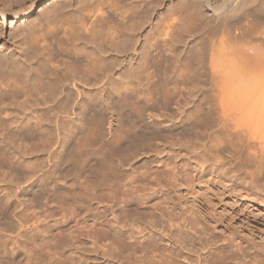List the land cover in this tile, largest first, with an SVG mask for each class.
<instances>
[{"label": "rangeland", "instance_id": "obj_1", "mask_svg": "<svg viewBox=\"0 0 264 264\" xmlns=\"http://www.w3.org/2000/svg\"><path fill=\"white\" fill-rule=\"evenodd\" d=\"M57 1L58 0H48L47 2L43 3L41 6L38 7V9L34 13H32V16L27 18L26 21H24V19L15 20L14 22H13V20H8V22H6V24H4V25L2 23H0V30H1L0 31V49H3L2 46H6V44L8 46H10V48L14 45L13 41L17 40L19 38V36L17 38L16 37L12 38L13 35H11V33L16 29L17 26H21L24 22H29L30 20L33 21V20L39 19L44 14L43 12H45V10L47 8H49L50 6H53V4H55ZM76 1L77 0H73L74 3ZM111 1H114V0H110V1L108 0L107 4L105 2V5H104V2L102 1V3H103L102 9L103 10H101V12H102L103 18L105 15L106 19L102 18L101 12H99V11H98L99 13L96 12L97 16L99 17V19H98L99 23L97 21L96 25L98 26V24H100L102 22L103 25L105 24L107 26V29H109L112 25L114 28L112 29V27H111L109 30H111V31L113 30V33H115V35L109 30L106 31L105 25H104V27H102L103 25L101 24V25H99L100 27H97V28H104L103 32L104 33L108 32L107 39L110 38L111 39L110 41H113L114 38H116V40L119 39L118 34H119L120 39H122L121 37L125 34L123 36V38L124 37L127 38L128 36L131 37L132 38L131 42H134V44L136 46L133 43L129 42L130 47L126 44V46H128V47L126 48V50L123 49V50H125V53L123 50H121L123 55L120 54V56L115 51H114L115 53L113 51L108 53V51H107L106 54H113V56L115 55L114 57H116V58L120 57V59L122 61L114 58L115 60H118V61H116L117 63L119 62L117 64V67H116L117 69L115 70V72H117V73L114 72L113 75L111 74L112 76L110 74H109L110 75L109 76L106 74V72H102L103 76L100 75L101 80L103 82L102 84H104V82H105V85L100 90L99 95L97 93L99 98L97 96L96 97L98 99L101 98L102 101H99L97 99L98 101L93 105L95 109H93L92 105H91L92 107L86 106L87 108L85 107V109H86L85 113H83V115H81L82 118L80 116V117L75 118L74 121H69V122H63L59 118H57L58 121L55 120L56 118L53 119L56 122L55 121L51 122V120H48V121L41 120L43 123L44 122L46 123V125H45L39 120H33L35 123L37 121V123H38V124L36 123L37 126H39V123H40L41 130H42V128L44 129V127H45V129L47 131L49 130V133H50V131L52 132L49 135L47 134L50 137V138H48V140H50V141L47 140V137L45 138L46 140L44 139V137L47 135H45L44 137L38 136V138L36 137L37 140H35V139L30 140L28 138L24 139L25 137L19 138L18 139V140H20V141H18L19 143L17 141L16 142L13 141V142H15V144L11 140L12 145H13V147H12L13 150L11 148L9 153H7L8 156L5 157L6 159H4L5 163H3L0 166V194L2 193L1 196H4V202L6 201L5 203H7V204H4L5 205L4 208L2 207L3 211H0V264H28V263L29 264H55V263L56 264H64V263L65 264H73V263L74 264H129V263L130 264H139V262H140V264H145L144 262L146 261V258L144 257L145 256L144 254L146 251L144 252V254L142 256L141 253L143 252V250L141 251L139 249L137 251L138 252L137 253L136 250H133V248H131V246L129 244L131 241L130 235L132 236V232L136 233V234L134 233L133 238L137 237V238H139L138 239L139 241H141L142 238L144 239L147 234H148L147 236H149L151 233H154V234L160 233L158 236V238L159 237L160 238L159 239L157 238V239L159 241L162 240L161 241L162 244H165V245L169 246L170 248H174V249H176V246H177L178 249H176V250L179 251L180 249H182V250H180V252L181 253L183 252V254L185 252H187V251H184V250H186L185 248H183L179 244H176L178 242H175L173 240V238L168 235L171 232V230L174 228L173 227L174 225L168 226L166 223V225L165 224L163 225L166 228H164L163 226H161L162 228L160 226L156 227V228L155 227L152 228V227L146 225V224L149 225L150 222H148L147 220H143L145 222L142 221L143 224H140L142 226V228L140 226L139 229L137 228L138 230L137 229L135 230L132 227V223L130 222V220H131L130 217L132 215L126 210V208L122 209L121 206H117V208L115 209L117 212L116 211H110L112 209H109L110 207H108V205H105L106 203L104 200H103L104 201L103 202L102 199H96V201L90 202V208L91 209L93 208L94 212H96L98 214L102 212V214H99V219H98V221L102 224H100L97 221L96 225H98V223H99V225L96 226L93 223V225L96 226V234H95V231H93V230H95V228L92 227V232H90L91 234L89 235L86 233V231L89 230L90 229L89 227H91V226H88V228H87V226L79 224L80 222L77 223V221H80L81 219H83L82 217L85 215V212H86L85 210L84 211H80V210L78 211L76 209L77 208L76 205L79 202H77L75 200L78 198L74 197L76 194L81 193L82 190H81V187H79L81 183L79 181H83V179H84L83 176H81V173L79 171L80 170L79 165H81L84 162V160H86V162H89L88 164L92 163L90 165H93L94 164L93 161H95L96 153L100 156L102 154L108 153L107 151L113 149V147L115 145L119 146V144H120L121 146H123L125 144L124 142H126L128 136L131 133H133L134 130L135 131L137 130L135 132L137 134H141V135L147 134L146 136H148V140L143 144L141 143L137 148L132 149L129 152L125 151L126 153H124L121 156L119 155L120 158L122 157V158L126 159V157L128 158L130 156L131 158L129 157V161H131V164L135 165V167H137V170L139 169L140 171L141 170L143 171L144 169L150 170V171L155 170V169L156 170H163L164 168H166L164 166L165 162H166V163H169L171 165L173 164V165H177L178 167L180 166L179 169L182 171L183 175L185 174L184 171H187V172H189V175H190L189 177L193 178L195 176L194 179H196V180H195L194 185H193L194 190H193V192H191L192 194L190 193V196H189L190 199L189 200H191V201H189V202L192 203L193 199H194V201L197 202L198 205H201L203 202H207V204L211 206V210L213 212L215 211L216 215L220 216L221 218L222 217L224 218L223 219L224 222L221 221L222 219L220 217H219V220H218V218H215V219H217V223L219 221H220L219 223H221L220 226H219V223L218 224L217 223L212 224V227H213L214 231L216 232V234H218L220 237H223V235H225V229H223V226H224L223 224H225V223H226L225 225H227L231 231L242 236L244 239H246V241L249 239L248 242H251L252 240H253L252 242L258 241L259 239L255 238V236L257 235V232H264V177H262V176H264V161H263L264 156L261 155V153H260L261 151H260V149H258L259 145H260L259 143L263 141L264 137L260 142L258 139L254 140L255 142L251 140L253 143L251 142V144L248 145L247 139L242 140V138H235L233 135H229L228 132L223 130V127H222L223 124L222 123L225 120L223 121V119H224L223 114L221 115L222 112L220 113V111H222L221 110L222 109L221 103H220V98H221L220 96L223 95L222 94L223 90H221V89H225V88L221 87V89H220V87L218 85H217L218 86L217 88L214 86H211L212 82H210V81L212 79L210 80V78H212L213 74H211L212 68L209 65L210 59H209L208 55L203 56V54H204L203 52L208 49V47L206 48V46L208 45L206 43V41H208V39H209L207 36V33L205 32L207 30V28L204 29L206 27V26L204 27V25H206V24H204V22H205V20L207 21L210 18H213L212 13L209 10H207L205 7H203V9H205L204 10L205 16H204V18H202L203 21H201L202 19L200 20L201 22L197 21L199 26H195V28H194L195 33L193 32L194 35L193 34L187 35V34H185L186 33L185 32V29H186L185 21H182V19L184 20V18H185V15H184L185 13L183 14L180 11H178V9H177V11L175 9V7H176L175 5H177L178 2H180V4L178 3L177 8L180 7L179 5H181V2H184L185 0H181V1L180 0H149L150 3L148 0H145V1L132 0V2H131V0L130 1L128 0V2H126V0H125L126 3L122 0V1H120V4H122V5L119 6V7L125 6L124 8L121 7L122 9L121 8L118 9L112 5L109 6L108 4H110ZM186 1H188V0H186ZM201 1L204 2V0H201ZM212 1L215 2V0H212ZM108 2H110V3H108ZM121 2H124V3H121ZM136 2H137V4H136ZM146 4H147V7L150 9H148L146 7ZM75 5H78V4H75ZM107 6H108L109 10H108ZM133 6H136V7H133ZM172 6L174 7V9H172V12H171L170 9L173 8ZM113 7H115V8H113ZM142 7H144V8H142ZM129 8H130V10H129ZM87 9L89 12V8H87ZM87 9L84 12H87ZM116 9H117V12L119 10L126 11V12H123L125 14L124 17L126 16V17L131 18L132 15H134L133 11H136V10L139 11V9H140L139 12L141 14H142V11L144 12L146 10V12L149 13L148 15L149 16L151 15V16L147 18L148 15H146L145 18H147L146 19L147 21L144 20L145 18L142 19L143 16L140 17L141 20H144V22L146 21L145 22L146 24L144 23L143 27L141 26L140 31L138 29V32H137V30H136V32H132V30L130 31L131 25L134 24L132 22H135V20L140 19L139 17L135 16L138 13L136 12V14L134 15L138 19L135 18V20H134V18H131L130 20L128 19L129 20L128 21L127 18H124L123 16H121V18H120V15L119 16L116 15V14L121 13L120 11H119V13H116ZM147 9H148V11H147ZM127 10H129V11H127ZM178 12H180L181 14ZM87 13H85L86 14L85 15L86 20H87V16L90 14V13H88V14ZM91 13H93V12H91ZM106 13H107V16L109 15L110 17L114 13H116V14H114L112 16V19H111L110 17L106 16ZM126 13H127V15H126ZM98 14H100L102 19H100V16ZM143 14L145 16L146 13L144 12ZM165 14H167V15H165ZM168 14H169V16H168ZM170 15L172 17H174V16H176V17L173 18V20H172V19H170V18H172V17H170ZM178 15L182 18L178 17ZM117 16L119 19L117 18ZM167 17H168V20H165ZM107 18H108V20L112 21L113 23L110 21L109 22L111 24L109 22H107ZM124 19H126L125 21H127V22H124L125 24L122 23V21H124ZM88 20H89V17H88ZM116 21L119 23H117ZM160 21H161V23L163 22V24H161ZM167 21H168V23H166ZM170 22L175 23L176 28L173 26L175 29L173 31V27H172V32L175 33L176 36L177 35L180 36V34H182V33L184 34V36H182L183 34L181 35L182 44H181V42H180V44H177V45H179L178 48L176 47L177 49L174 48L171 44H169L172 46V47L169 46L170 48L168 47V45L164 46L162 48L163 54H162V52L160 53L159 49H158L159 56H157L158 55L157 51H155L154 48H151L150 46L149 47L151 49L148 50L146 48L148 50L147 51L145 49L146 46L143 47L144 44L142 45V42L146 43V39H148V38H149V41L152 42L153 36L155 35L152 33H156L155 31H157L158 29L160 30V28L162 29V28L167 26L164 24H168V25L171 24V26H172L173 23H170ZM199 22L201 24H199ZM107 23H109L110 26L107 25ZM126 23L129 25H126ZM181 23H182V25H181ZM117 24L118 25L122 24L124 26L126 25L127 28H128V26H130V28H128L129 29L128 30L126 27L124 28V26H122V25L118 26ZM183 24H184V26H183ZM154 25L156 27H154ZM157 25H158V28H157ZM196 25H197V23H196ZM200 25H202L203 27L202 26L200 27ZM177 26L178 27L180 26L179 29ZM181 27H182V30L184 29L185 33L180 30ZM117 28H118V31L115 32V30H117ZM124 29H126L128 32L130 31V33H126V31L122 32ZM155 29H157V30H155ZM176 29H177V31H175ZM119 30H120V32H119ZM151 31H152V33H151ZM109 32H110V34H109ZM116 33H117V36H116ZM132 33H134V35L136 34L135 36L137 38H133L134 35ZM178 33H180V34H178ZM111 34H113V35H111ZM147 34L148 35L150 34V35L148 36ZM204 34H206V35H204ZM110 35L112 37H109ZM184 37H185V39H184ZM131 38H129V39H131ZM107 41H109V40H107ZM201 42L203 44L205 43L207 45H205V44L203 45ZM194 43L195 44L197 43V44L195 45ZM133 47H134V49H131ZM166 47H167V49H166ZM10 48H8V50H10ZM141 48H144V49L141 50ZM172 49L176 53H173L174 51ZM143 50L145 51V53H146V51L148 53H150L148 60L151 59L150 60L151 63H153V60H154L153 65L156 63L158 64L159 62L161 63L162 61L164 62V63L163 62L161 63L162 65L163 64H165V65L170 64L171 65V63H173V62L174 63L179 62L178 64L181 66L184 63L181 66V68L179 66V68L182 71L180 72V70L178 69L177 70L178 72L175 73V70H169V71L167 70V72L165 74V72H163V70L160 71V69H158V68L155 70H152L154 68H152V69L150 68L149 71L145 70L146 72L143 73V71H142L143 69L141 70L139 68L142 65V61L144 58L143 56L145 55L144 52H143L144 55H142ZM150 50H151V52H149ZM165 50H167V51H165ZM189 50L192 52V54L189 52ZM198 50H200L201 53ZM179 51H180V54H179ZM207 52H209V49L205 53H207ZM155 53H157V55ZM193 53H194V55H193ZM160 54H161V56H160ZM174 54H176V55H174ZM188 55H191L192 58L190 56L188 57ZM151 56H152V58H151ZM156 56H157V59H156ZM162 56L164 58H162V61H159L161 58L158 59V57H162ZM165 56H167L166 59H165ZM178 56H180V57H178ZM193 57L198 62L196 60H193ZM197 57L199 59H197ZM172 58H174V59H172ZM200 58H202V59H200ZM204 58L207 60V62H206V60L203 61ZM164 59H165V61H164ZM170 59H172V60H170ZM138 63H140V64H138ZM203 65H205V66H203ZM190 66H192V67H190ZM195 66H197V67H195ZM129 67L132 70H133V68H134V70H136L137 68H139V69H137L134 72L131 69H128ZM191 69H192V71H191ZM194 69H197V70H194ZM188 70H190V71H188ZM199 70H201V71H199ZM206 70H208V72ZM189 72H191V73L189 74ZM137 73H139V74H137ZM167 73H168V75H167ZM212 73H213V71H212ZM148 74H150V75H148ZM185 74L187 76H183ZM125 75L126 76L128 75V76L125 77ZM200 75H202V76H200ZM205 75H207V76H205ZM218 75L222 76L223 74H221V73L217 74V78L220 77V76L218 77ZM108 76L110 78L113 77L114 80L108 78ZM167 76H169L170 78ZM174 77L176 80L174 79ZM189 77H191V78H189ZM201 77H203L204 80ZM121 78L124 80H122ZM217 78H216V80H217ZM103 79H104V81H103ZM107 79L110 81H108ZM170 79H172V80H170ZM182 79H184L185 81ZM111 80L113 82H111ZM202 80H203V82H202ZM257 80L259 81V78H257ZM258 81L255 83L257 84ZM110 82H111V84H109ZM124 82L126 83V85ZM106 84H108V85L106 86ZM258 84H257L258 87H255L254 85L253 86H254V89L256 88L258 92L260 91L259 92L260 96H258L257 91L252 90L253 86L252 87L248 86L246 88L249 89V87H250L254 93L250 92L251 93V95H250L247 93L246 90H244V91H246L245 93H243L244 97H246V96L250 97L247 100L248 102L247 101H244V102L250 103V101L253 99V100H256L257 101L256 103H258V104L259 103L262 105L264 104L263 103L264 102V93H263V96H261L262 92H264L263 91L264 86L262 87V85H264V77H262L260 83H258ZM70 85H71L70 87L72 88L73 84L71 83ZM86 85H87L86 83L82 84V90H81L82 94L86 93L88 96H91V94H93V87H90L91 86L90 84H88L87 86ZM109 85H112V87L111 86L109 87ZM83 86H85V87H83ZM211 87H214L217 90H215L214 88H211ZM261 87H262V89H261ZM69 88H68V91H70L72 93L75 92L74 94H76V91H75L76 88H74L75 90H72L73 88L69 90ZM91 88H92V90H91ZM106 88L108 90H106ZM110 88H112V90L114 89V92L111 91ZM116 90H117V92H116ZM249 91L250 90H248V92ZM215 92H217V93H215ZM110 93H111V96H110ZM225 93L226 92L224 91V94ZM256 93H257L256 96H258L259 98H256L254 96ZM213 94L214 95L217 94L216 96H218V97L215 96V98H214ZM246 94H248V95H246ZM168 96H169V98H168ZM224 97H226V96H224ZM244 97H243V100H246L247 98L244 99ZM108 98H109V100H108ZM106 99H107V101H105ZM223 100H224V98H223ZM223 100H221V102H223ZM226 101H228V100H225L223 103L225 104ZM100 102H101V104H99ZM115 102H116V104H115ZM252 103H253V101H252ZM256 103H254V104H256ZM218 104H220V105L218 106ZM72 105L73 104H68V105H66L67 107L66 106L65 107H66V109L68 108L70 111L72 109H73L72 111H74V107ZM97 106H99L98 109H97ZM99 109L102 113L99 111ZM138 109H139V111H138ZM55 111H57V110H55ZM94 112H95V114H94ZM99 112L101 113V115ZM213 112H216V113H213ZM89 113H91V114H89ZM213 114L214 115L216 114V115L214 116ZM58 115H60V114H58ZM92 115H94V116L92 117ZM95 115H97V119H94ZM84 117H85V119H84ZM91 118L93 121H91ZM59 120L61 121V123ZM89 120L92 123H90ZM140 120H142V121H140ZM157 120L159 122H157ZM109 121L112 124H110ZM122 121H124V122H122ZM155 122L159 123V125H157V123H155ZM160 122H161V124H160ZM86 123H87V125H86ZM115 123L117 125L119 124L120 128ZM219 123L221 125H219ZM42 125H43V127H41ZM48 125H49V127H48ZM115 126H116V128H114ZM80 127H81V129L82 128L83 129L81 130ZM50 128H51V130H50ZM117 129H118V131H117ZM69 130H71L72 132L70 133ZM112 130L113 131L115 130L114 131L115 134L112 132ZM41 137L43 140L40 139ZM22 139H24L23 142L21 141ZM120 139H123V140H120ZM6 140L10 141L9 138ZM40 140H42V142L43 141L44 142L42 143ZM35 141H37V145H35L36 144ZM45 141H47L46 142L47 145H45L46 144ZM11 142H9V144ZM20 142H22L23 144L26 143L25 146H23V144ZM28 143L30 144V146ZM70 143H72V144L70 145ZM254 145H256V146H254ZM17 146H19V147H17ZM33 146H34V148L32 149ZM24 147H27V148L24 149ZM29 147H31L30 152H28L26 150ZM250 149H252V150H250ZM68 150L69 151L71 150L70 153ZM11 152H13V153H11ZM86 152L89 154H86ZM11 154H12V157H14V158L16 157L18 161L16 160V158L15 159L12 158ZM10 159H13V160L11 161ZM61 159H62V161H61ZM119 163H120V160H119V162L114 161V163H112V166H111V164L109 165L108 163H106L107 168L106 167L101 168V171H102V174L100 176L101 179L96 181L94 183V185L97 186V187H95L97 189V191H99V193L100 192L102 193V194H100V195H102V197H106L107 193L109 194L110 192L111 193L116 192L120 196L123 194L122 193L123 188L118 183V182L121 183V181L123 179L119 180L118 178L115 177V178H111V180H112L111 181V180H108L105 178L107 176V174H109L110 172L115 173V175H118V173H124V170H126V169L129 170V168H130L129 164H125V165H122L120 167L118 165ZM12 164L14 165L13 167L10 166ZM17 165H19L18 167L22 168V169H19L17 167ZM200 165H202L203 169H205V170H204L202 176L198 175L197 176L198 178H196V174H197V171L200 169ZM78 166H79V168H78ZM14 167L18 168V170L14 169ZM11 168L14 170H11ZM15 170H17L18 172ZM130 172L131 171L129 170V172L127 174H129ZM253 176H255V177H253ZM76 182H78V183H76ZM104 182H106V183H104ZM77 184H78V186H77ZM52 185L54 186L53 187L54 189L53 188L51 189ZM184 187L186 188L185 183H184ZM111 188H114V189L112 190ZM49 189H50V191L52 190L51 192H53L52 193L53 203H51V205L50 204L48 205V203L46 202L47 199L43 197V196L47 197V195L49 193H51L50 191H48ZM116 190H118V191H116ZM182 190L184 193H187L186 189H182ZM44 191L48 194H46ZM73 191H75V192L73 193ZM175 192L176 191L171 193L172 196L175 197V200L177 202L183 201L182 203L184 204V199H182L181 193L176 192L177 193L176 194ZM5 196H7V197H5ZM35 196L37 198L42 199V200L39 199L42 201V205L46 204V205H43V207L46 209V211L48 210L47 211L48 213H51L54 216L53 215H51V217L49 216L47 220L45 219L46 220L45 221L44 218H46V217L44 215L43 216H40V215L35 216L32 213V212H34L33 211L34 208L33 207L30 208L29 205L31 202H32L31 204H33V199L36 198ZM161 197H162V193L155 195L154 197H152L150 199L149 204H155V203L159 202L161 200L160 199ZM43 201H45V202H43ZM98 202H100V203H98ZM209 202H211L212 205L209 204ZM118 204L120 205V203H118ZM140 205L142 206V203ZM73 207H74V209H73ZM105 208H108V210ZM2 209L0 208V210H2ZM75 210H77L76 212H78V214L74 213ZM37 211H40V210H37ZM1 212H3L4 214ZM103 212H104V215H103ZM126 212H127V215H126ZM137 212H139V211H137ZM142 212L143 211L140 210L139 214L135 213V215H137L135 217L139 218L138 216L139 215L141 216L143 214ZM5 213H6V215H5ZM131 213L133 214V212H131ZM73 214H75V216H72ZM113 214H115V215H113ZM119 214H121V215H119ZM102 215H103V217H102ZM117 215H119V216H117ZM37 216L38 217L40 216V218H38ZM104 216H106V217H104ZM144 217L145 216L142 215L139 219H141V218L145 219ZM103 218H104V220H103ZM127 218L130 220H128ZM41 219H43V220H41ZM63 220H66L67 222H64ZM43 221H44V223H43ZM128 221L130 222L131 225L129 224ZM146 221H147V223H146ZM46 222L47 223L49 222L50 224L48 223L46 225ZM90 222L91 221L89 220L88 223H90ZM107 224H108V226H107ZM112 224L114 225V227ZM77 226H79V227H77ZM80 226H81V228H80ZM111 226H112V228H111ZM76 227H77V230L75 232ZM100 227H102V229L104 228V230L102 231V229H99ZM120 227L122 229H120ZM170 227H172V229ZM113 228H116V229H113ZM83 229H84V232H83ZM110 229H112V230H111V234L110 233L108 234V235H110L108 237L107 233L110 232ZM117 229H118V231H117ZM32 230H33V232H32ZM42 230L45 231L42 234L46 235V237L44 235L42 236V234H41ZM80 230H82V231L80 232ZM113 230H115V231H113ZM132 230H134V231H132ZM168 230H170V231H168ZM77 231H79V232H77ZM97 231H99V232L97 233ZM100 231H102L103 233ZM104 231H107V232H104ZM112 231L113 232H119L120 236L118 234H115V233H113L114 236H111ZM165 232L166 233L168 232V234H166ZM69 233L71 236L69 235ZM71 233H74V234H71ZM76 233H77V235H76ZM84 233H86V234H84ZM160 235H162L163 238ZM62 236L65 240L63 238L61 239ZM92 236L95 237L93 240L95 243L92 241V239H93ZM121 236H123V237H121ZM164 236L166 239L164 238ZM73 237H75L76 240ZM78 237H80V238H78ZM97 237H99V238H97ZM110 237H111L112 242H113V239L115 237V239H116V240L114 239L115 243L113 242L115 245H118L116 242H118V243L121 242L119 244H121V246H124V247H121L120 245L115 246L110 241V243L113 245L112 246L113 248L111 247L112 250H110L111 244H109V242H108L110 240ZM104 238H106V239L108 238V239L106 240ZM98 239H99V242H98ZM250 239H252V240L250 241ZM49 241L51 243H49ZM65 241L66 242L68 241L67 243L70 246H68L67 243H65ZM104 241H106V242H104ZM56 242L58 244L59 243L62 244V242H63V244L65 243L64 244L65 246L64 245L63 246L66 248H64L62 245L57 246ZM100 242H102V244ZM35 244H36V246H38V249L35 246ZM101 245H104V246H101ZM47 247L50 249L48 250ZM114 247H117L115 249V251H114ZM118 247H119V251H122L121 253L119 251H117ZM14 248H15V250H13ZM52 248H53V250H52ZM129 248H131V249H129ZM148 249L149 250L151 249L150 251L153 252L154 254L157 253L156 255H160V251L158 249H156L155 247L149 246L147 248V250ZM50 250H52V251H50ZM57 250H59V252ZM152 250H154V251H152ZM25 251H26V253H25ZM56 251L58 254L56 253ZM132 251L133 252L135 251L136 253L133 254ZM140 251H141V253H140ZM11 252L13 254H15L16 252L17 253H16V255H13ZM47 252H49L50 255L52 253L54 256L53 255L50 256L49 253H47ZM64 252H65V254H64ZM202 252L204 253L205 251L203 250ZM61 253H63V254H61ZM122 253L124 255L121 256L120 254H122ZM66 254H68L69 256ZM139 254H141L142 258L144 257L143 262H141L142 259L140 256H138ZM191 254L195 255L197 258L196 253L191 251ZM55 255H56V258H53V257H55ZM70 255L73 256L72 260H75V261H72L70 259L71 258ZM79 255L82 256L81 262H79L80 261V258H78V257H80ZM134 256H136V257H134ZM61 257H62V259H60ZM132 257H134V258H132ZM68 258L70 259L69 261H68ZM138 258H140L139 261L137 260ZM76 259H79V260H76ZM49 260L50 261L52 260L51 263ZM56 260H58L59 262ZM196 260L199 261L198 258ZM132 261L134 263H131ZM260 262H262V260ZM194 264H199V262H196ZM263 264H264V262H263Z\"/></svg>", "mask_w": 264, "mask_h": 264}, {"label": "bare ground", "instance_id": "obj_2", "mask_svg": "<svg viewBox=\"0 0 264 264\" xmlns=\"http://www.w3.org/2000/svg\"><path fill=\"white\" fill-rule=\"evenodd\" d=\"M47 1L48 0H0V23H2L4 25V24H6V22H8V20H13V22H14L15 20H21V19H24V21H26L28 17L32 16V13H34L38 9L39 6H41L43 3L47 2ZM102 1L104 2V5H105V2L107 4L108 0L107 1L106 0H81V1L77 0L75 3L73 2V0H60V1L58 0L55 4H53V6H50L49 8L46 9L45 12H43L44 14L39 19H36L33 21L30 20L29 22H24L21 26L16 27V29L11 33V35H13L12 38L13 37L17 38L19 36V38L17 40L13 41L14 47L12 46L10 48V46H8L6 44V46H2L3 49H0V166L3 163H5L4 159H6L5 157L8 156L7 153H9V151L13 147V145H12L13 141L18 142V141H20V140H18L19 138H24V137H25L24 139L28 138L30 140L31 139L37 140L38 136L44 137L45 135H47V134L49 135L50 133H52L51 131L49 133V130L47 131L45 129V127H44L45 130L43 128L41 130L40 123H39V126H37V124H38L37 121H36V123H37L36 124L33 120H39V121L51 120V122H54L55 120L58 121L57 118H59L63 122L74 121L75 118L80 117L81 115H83V113H85V111H86L85 107L86 106L92 107L98 100L102 101L101 98L98 99L99 98L98 95H99L100 90L104 87L105 82H104V84H102L103 82L101 80L100 75L103 76L102 72H106L107 75H109V74L113 75L115 70L117 69L116 68L117 64L119 63V62L118 63L116 62L118 60L114 59V58H116V57H114L115 55L113 56V54H106V53H107V51H108V53L111 51H113V52L115 51L117 54H119V56H120V54L123 55L121 50H123V49L126 50V48L129 46V42L132 41V38L129 36L127 38L126 37L123 38V36L125 34L121 37L122 39H120L119 34H118L119 39H117V40H116V38H114L113 41H110L111 40L110 38L107 39L108 32H106V31H108L111 27L113 29L114 27L112 25L109 29H107V26L104 24L106 26V28H105L106 33L103 32L104 28H97V27H100L99 25L102 24V22H101L100 24H98V26L96 25L97 21L99 23V20H98L99 17L97 16L96 12H98V11L101 12V10H103L102 9L103 8ZM120 1H122V0H114V1H111V3L108 2V3H110L108 5L109 6H111V5L115 6L116 8L119 9L122 7V6L119 7L120 5H122V4H120ZM123 1L125 2V0H123ZM142 1H145V0H142ZM124 2H121V3H124ZM126 2H128V0H126ZM131 2H132V0H131ZM149 3H150V1H149ZM178 3L180 4V2H178ZM178 3H177V5H178ZM75 4H78V5H75ZM136 4H137V2H136ZM177 5H175L176 11L178 9V11H180L181 13H183V14L185 13L184 14L185 18H184V20L182 19V21H185V27H186L185 32L186 33L184 32V29L182 30V27L180 30L187 35H192V34L194 35L195 26H199L197 21H200L202 18H204V16H205L204 10L205 9H203V7H205L207 10H209L212 13L213 18H210L207 21L205 20L204 24H206V25H204L202 23L204 25V27L206 26L204 29L207 28V30L205 32L207 33V36L209 38V39L207 38L208 41H206V43L208 45L204 43L205 45H207L206 48L208 47L209 52L205 53L208 49L207 50L204 49L205 50L203 52L204 54L203 53L202 54H203V56L208 55L209 59H210V60L208 59L210 61L209 65L212 68L211 70L213 71V73L211 71V74H213V75H212V78H210V80L212 79L210 81V82H212L211 86H214L216 88L219 86L220 89H221V87L225 88V89H221V90H223V92L222 91L221 92L226 97H224L222 94L221 95L223 97L220 96L221 97L220 103H221V108H222L221 109L222 111H220V113L222 112L221 115L223 114V118H224L223 121L225 120L224 122L222 121L223 122L222 123L223 124V126H222L223 130L228 132L229 135H233L235 138H242V140L247 139L248 145H250L252 141L257 140V139L260 142L264 137V104L263 105L260 103L258 104V103H256L257 101L253 100V99L250 101V103H247L248 102L247 100L250 97H248V96L244 97L243 93H245L247 91V93L251 95V93L253 91H257L256 88L254 89V86L258 87V85H259L258 83H260L262 77H264V0H215V2H213L212 0H204V2L201 0H193V1L192 0H188V1L185 0L184 2H181V5H179L180 7L177 8ZM115 7H113V8H115ZM124 7H122V8H124ZM133 7H136V6H133ZM144 7H142V8H144ZM146 7H147V4H146ZM87 8H89V12H88ZM107 8H108V6H107ZM86 9H87V12L90 13L87 16V20L89 17V20H88L89 22L86 20V17H85V15H86L85 13H87V12H84V11H86ZM148 9H150V8H148ZM148 9H147V11H148ZM172 9H174V7L170 9L171 12H172ZM108 10H109V8H108ZM129 10H130V8H129ZM129 10H127V11H129ZM119 11L121 13H119ZM119 11L117 12V9H116V13H119V14H116V13H114V14H116L118 16L120 15V18H121V16L124 17L125 14L123 12H126V11H124V10H119ZM139 11H140V9H139ZM139 11L138 10L133 11L134 15L137 12L138 14H136L135 16L139 17V18L143 16L142 19H144L146 17V15L149 14L145 10L144 12L146 14L144 16V14H143L144 12L142 11V14H141ZM91 12H93V13H91ZM180 12H178V13H180ZM98 15L100 16V14H98ZM126 15H127V13H126ZM134 15H132L131 18H134V20H135L136 17ZM165 15H167V14H165ZM101 16L103 18L102 12H101ZM101 16H100V19H102ZM106 16H107V13H106ZM112 16L110 17L108 15L107 17H110L112 19ZM118 16H117V18H118ZM150 16L148 15L147 18ZM168 16H169V14H168ZM170 17H172V16L170 15ZM175 17L176 16H174L170 19L173 20V18H175ZM178 17H180V16L178 15ZM104 18L106 19L105 15H104ZM124 18H127V20L131 19L130 17H126V16ZM147 18H145L144 20H146ZM180 18H182V17H180ZM136 19H138V18H136ZM125 20L126 19H124V21H122V23L127 22ZM144 20H141V18H140L138 20H135V22H132L134 24H132V25L130 24L131 25L130 31L132 30V32H136V30H137V32H138V29L140 31L141 26L143 27V24L147 21L146 20L144 22ZM165 20H168V17ZM109 21L110 20H108V18H107V22H109ZM201 21H203V19ZM110 22H112V21H110ZM200 22H199V24H201ZM109 23H107V25H109ZM117 23H119V22H117ZM160 23H161V21H160ZM166 23H168V21ZM170 23H173V22H170ZM182 23H181V25H182ZM196 23H197V25H196ZM161 24H163V22ZM104 25L102 27H104ZM121 25H118V26H121ZM126 25H129V24L126 23ZM126 25L125 26L122 25V26H124V28H125ZM158 25H157V28H158ZM164 25H167V26L162 28V29L159 27L160 30L155 29V30H157V31H155L156 33H152V31H151L152 34H155L153 36L152 42L149 41V38L146 39V43L142 42V45L144 44L143 47L146 46L145 49L147 48L149 50L151 48H154V50L157 51V53H158V55H157V53H155L157 56H159V52L161 53L163 51L162 48L164 46L168 45V47H169L172 45L174 48H176V47L178 48L179 45H177V44H180V42L182 40V38H181V35L183 34L182 32H181L182 34L178 33V34H180V36H178V35L176 36L175 33L172 32V27L173 26L175 27V23H173L172 26H171V24L170 25L164 24ZM183 26H184V24H183ZM201 26L202 25H200V27ZM154 27H156V26L154 25ZM174 27H173V31L176 28V27L175 28ZM179 27H178V29H179ZM128 28H130V26H128ZM109 31H111V30H109ZM116 31H118V28H117V30H115V32ZM124 31H126V33H130V31L128 32L126 29H124L122 32H124ZM175 31H177V29ZM111 32L113 33V30ZM119 32H120V30H119ZM109 34H110V32H109ZM113 34L115 35V33H113ZM113 34H111V35H113ZM132 34L134 35V33H132ZM111 35L109 37H112ZM135 35L133 38H137ZM204 35H206V34H204ZM116 36H117V33H116ZM182 36H184V34ZM129 38H131V39H129ZM184 39H185V37H184ZM107 40H109L110 42ZM131 43L134 44V42H131ZM126 44L128 46H126ZM169 44H171V45H169ZM181 44H182V42H181ZM8 48H10V50H8ZM131 49H134V47ZM142 49H144V48H141V50ZM158 49H159V52H158ZM166 49H167V47H166ZM125 50H123L124 53H125ZM200 50H198V51H200ZM147 51H146V53L144 50L142 51V53L144 52L145 55H144V53L142 54V55H144L143 56L144 58L142 61V65L139 67L141 70L143 69L142 70L143 73L146 72L145 70L149 71L150 68L151 69L154 68L152 70H155L158 68V69H160V71L163 70V72H165V74H166L167 70L168 71L169 70H175V73L178 72L177 71L178 69L180 70V72L182 71L180 68L184 63L181 66L178 64L179 62L178 63L173 62V63H171V65L168 63H167L168 65H165V64L162 65L161 63L163 62L162 61V58H164L163 56L158 57V59L161 58L159 61H162L161 63L159 62L160 64L156 63L153 65V63H154L153 59L155 57L153 56L154 57L152 59L153 63H151L150 62L151 59L148 60L150 53H148ZM165 51H167V50H165ZM149 52H151V50ZM189 52L192 54V52L190 50H189ZM173 53H176V52L174 51ZM200 53H201V51H200ZM162 54H163V52H162ZM179 54H180V51H179ZM174 55H176V54H174ZM193 55H194V53H193ZM157 56H156V59H157ZM160 56H161V54H160ZM167 56H165V59ZM189 56L192 58L191 55H188V57ZM178 57H180V56H178ZM198 57H197V59H199ZM151 58H152V56H151ZM205 58L203 59V61L206 60ZM116 59L121 60L120 57L116 58ZM165 59H164V61H165ZM172 59H174V58H172ZM172 59H170V60H172ZM200 59H202V58H200ZM193 60H196V59H194V57H193ZM206 62H207V60H206ZM138 64H140V63H138ZM179 66H180V68H179ZM197 66H195V67H197ZM203 66H205V65H203ZM190 67H192V66H190ZM139 68H137V69H139ZM128 69H131V68L129 67ZM136 70H134V68H133L132 71L135 72ZM194 70H197V69H194ZM201 70H199V71H201ZM188 71H190V70H188ZM191 71H192V69H191ZM206 71L208 72V70H206ZM115 73H117V72H115ZM190 73L191 72H189V74ZM219 73L223 74L222 76L218 75V77L220 76L219 77L220 79L217 78V74H219ZM137 74H139V73H137ZM150 74H148V75H150ZM167 75H168V73H167ZM207 75H205V76H207ZM109 76H108V78H110ZM127 76L125 75V77H127ZM183 76H187V75L185 74ZM200 76H202V75H200ZM167 77H169V76H167ZM189 78H191V77H189ZM201 78H203V77H201ZM216 78H217V80H216ZM257 78H259V81L257 80ZM110 79L114 80L113 77H111ZM174 79H175V77H174ZM112 80H111V82H113ZM122 80H124V79H122ZM170 80H172V79H170ZM182 80H184V79H182ZM203 80H204V78H203ZM203 80H202V82H203ZM256 80L258 81V83H257L258 85L255 83V82H257ZM103 81H104V79H103ZM108 81H110V80H108ZM83 82L86 83L87 85L90 84L91 85L90 87H93V94H91V96H88L86 93H85L86 95L82 94L81 90H82V84H84ZM111 82L109 84H111ZM71 83L73 84V86H72L73 89L70 87ZM107 85L108 84H106V86ZM125 85H126V83H125ZM110 86L112 87V85H109V87ZM248 86H250V87L253 86V89H252L253 91L251 90L250 87H249V89L246 88ZM263 86L264 85H262V87ZM83 87H85V86H83ZM214 87H211V88H214ZM262 87H261V89H262ZM68 88H69V90L70 89L75 90L74 88H76V90H75L76 94H74L75 93L74 91H73L74 93L68 91ZM110 89H111V91L114 92V89L113 90H112V88H110ZM91 90H92V88H91ZM106 90H108V89L106 88ZM215 90H217V89H215ZM244 90H246V91H244ZM248 90H250V91L248 92ZM224 91L226 92L225 94H224ZM263 91H264V89H263ZM116 92H117V90H116ZM259 92L257 91L258 96H260ZM97 93H98V95H97ZM215 93H217V92H215ZM257 93L254 96L256 98H259L258 96H256ZM263 93L264 92H262L261 96H263ZM248 94H246V95H248ZM216 95H214V98ZM110 96H111V93H110ZM216 97H218V96H216ZM243 97H244V99L245 98H247V99L243 100ZM168 98H169V96H168ZM223 98H224V100H223ZM108 100H109V98H108ZM221 100H223V102L225 100H228V101H226L224 104L223 102H221ZM105 101H107V99ZM244 101H247V102H244ZM252 101H253V103H252ZM254 103H256V104H254ZM68 104H73L72 106L74 107V111H72L73 109L71 111L68 108L67 109L69 111L66 109V107H67L66 105H68ZM99 104H101V102ZM115 104H116V102H115ZM219 105L220 104H218V106ZM98 107L99 106H97V109H98ZM93 109H95L94 106H93ZM55 110H57V111H55ZM99 111H100V109H99ZM138 111H139V109H138ZM101 113H100V115H101ZM213 113H216V112H213ZM58 114H60V115H58ZM89 114H91V113H89ZM94 114H95V112H94ZM93 116L94 115H92V117ZM54 118H56V119L53 120ZM81 118H82V116H81ZM84 119H85V117H84ZM94 119H97V115H95ZM91 121H93L92 118H91ZM91 121H90V123H92ZM140 121H142V120H140ZM122 122H124V121H122ZM157 122H159V121L157 120ZM157 122H155V123H157ZM60 123H61V121H60ZM43 124L46 125L45 122ZM110 124H112V123L110 122ZM160 124H161V122H160ZM86 125H87V123H86ZM157 125H159V123H157ZM219 125H221V124L219 123ZM117 126L120 128L119 124ZM41 127H43V125ZM48 127H49V125H48ZM114 128H116V126ZM80 129H81V127H80ZM50 130H51V128H50ZM71 130H69L70 133L72 132ZM114 131L112 130L113 133H114ZM117 131H118V129H117ZM136 131L134 130L133 133H131L128 136L127 140L125 139L126 142H124L125 144L123 143L124 145L122 144L123 146H121L120 144H119V146L115 145L113 147V149L107 151L108 153L105 152L106 154H102L100 156L96 153L95 161H93L94 162L93 165H90L92 163L88 164L89 162H86V160H84V162L81 165H79L80 168L78 166V168L80 169L79 171L81 173V176H83L84 179H83V181H79L81 183L79 187H81L82 191H81V193L76 194L74 196L78 199H75V198L74 199L77 202H79L78 204L76 203L77 205L75 204L77 207L76 209L78 211L79 210L80 211H84V210L86 211L85 215L82 217L83 219H81L80 221H77V223L80 222L79 224L85 225V226H87V228H88V226H91V227H89L90 229L86 231V233L90 235L91 234L90 232H92V227H93V228H95V230H93V231H95V234H96V226H98L100 223L98 221L99 214H102V212L99 214L94 212L93 208L92 209L90 208V202L96 201V199H102V201L103 200L105 201V203H106L105 205H108V207H110L109 209H112L110 211H116L115 209L117 208V206H121L122 209L126 208V210L132 215L130 217L131 220L128 219L129 217L127 219L130 220V222L132 223V227L135 230L137 228L138 229L140 228V226H141L140 224H143L142 223L143 220H147L148 222H150L149 225L148 224H146V225L150 226L152 228L153 227L156 228L159 226L161 227L164 224L166 225V223L168 226L174 225L173 229H172V227H170L172 229V230L170 229L171 234L170 233L168 234V232L167 233L165 232V233L168 234L170 237H172L175 242H178L176 244H179L183 248L186 249V250L183 249L184 251H187L184 254H183V252L182 253L180 252V250H182V249H180L181 247L179 248L180 250L177 251L176 250V249H178L177 246H176V249H174V248H170L169 246H167L165 244H162V242H161L162 240L161 241L158 240L160 238V237L158 238L160 233L159 234L151 233L149 236H147L148 235L147 234L144 239L142 238L143 241L142 240L139 241L138 240L139 238H137V237L133 238L134 237L133 235L135 232H132V236L129 234L130 238H131V241L129 243L131 248H133V250H136V252L139 249L141 251L143 250L142 253L140 251L142 256H143L144 252L146 251L144 254L145 255L144 257L146 258V261L144 260L145 264H194L196 262H199V264L200 263L201 264H261V263L263 264V262H264V232H257V235L255 236V238L259 239L258 241L252 242L253 240L250 239V241L251 240L252 241L248 242L249 239L246 241V239H244L242 236L231 231L228 228V226L225 225L226 224L225 223V224H223L224 225L223 229H225V235H223V237H220L218 234H216V232L214 231V229L212 227V224L217 223V219H215V218H218V220H219L220 216L216 215L215 211L213 212L211 210V206L208 205L207 202H203L201 205H198L197 202L194 201V199H193L192 203L189 202V201H191V200H189L190 199L189 196H190V193L193 192V190H194L193 185H194V182L196 180V179H194V177H195L194 175H193L194 176L193 178L189 177L190 175H189V172H187V171H184L185 174L183 175L182 171L179 169L180 166L178 167L177 165H173V164L171 165V164L166 163V162L164 165L166 168H164L163 170H156L155 169V170L150 171V170L144 169L143 171L142 170L140 171L138 169L139 170L138 171L137 167H135V165L131 164V161H129L130 156L128 158L126 157V159L122 158V157L120 158L121 155L126 153L125 151L129 152L130 150L137 148L141 143L143 144L148 140V136H146L147 134L146 135L137 134V133H135ZM48 135L45 136L44 139L47 137V140H48V138H50ZM8 138L10 139V141L6 140ZM24 139H22L21 141L23 142ZM40 139H42V137ZM11 140H12V142H11ZM42 140H40V141L42 142ZM120 140H123V139H120ZM48 141H50V140H48ZM263 141H264V139H263ZM263 141L260 143L258 141L257 142L260 144L258 149H260L261 155L264 156V142ZM9 142H11V143L9 144ZM15 142H13V143L15 144ZM22 142H20V143H22ZM35 142H36L35 145H37V141H35ZM46 142L47 141H45V143ZM25 144H23V146H25ZM71 144L72 143H70V145ZM45 145H47V143ZM29 146H30V144H29ZM34 146L32 147V149L34 148ZM254 146H256V145H254ZM17 147H19V146H17ZM27 147H24V149ZM30 148L31 147L28 148L29 150L28 149H26V150L28 152H30ZM12 150H13V148H12ZM250 150H252V149H250ZM70 151H69V153H70ZM11 153H13V152H11ZM86 154H89V153L86 152ZM11 157H12V154H11ZM12 158H14V157H12ZM10 160L12 161L13 159H10ZM16 160H17V158H16ZM119 160H120V163L118 165L121 167L122 165L129 164L130 165L129 170L131 172L129 174H127L129 172L128 169L124 170V173H118V175H115V173L110 172L109 174H107V176L105 178L108 180H111V178H115V177L118 178L119 180L123 179L121 181V183L118 182L123 188V192H122L123 194L120 196L116 192H112V193L110 192L109 194L107 193L106 197H102V195H100L102 193L101 192L99 193V191H97V189L95 188L97 186H95L94 183L101 179L100 178V176L102 174L101 168L106 167V163H108L109 165L111 164V166H112V163H114V161L119 162ZM61 161H62V159H61ZM13 164L10 166L13 167L14 166ZM19 165H17V167ZM18 168L14 167V169H17V170H18ZM14 169L11 168V170H14ZM19 169H22V168H19ZM17 170H15V171H17ZM204 170L205 169H203V166L200 165V169L197 171L196 178H198L197 177L198 175L202 176ZM253 177H255V176H253ZM262 177H264V176H262ZM76 183H78V182H76ZM104 183H106V182H104ZM184 183H185L186 188L184 187ZM77 186H78V184H77ZM53 187L54 186L52 185L51 189ZM111 189L113 190L114 188H111ZM182 189H186L187 193H184ZM48 191H50V189ZM116 191H118V190H116ZM174 191L181 193V197H182V199H184V204L182 203L183 201L177 202L175 200V197H173L171 194ZM74 192L75 191H73V193ZM52 193L53 192H51L49 194L46 193V194H48L47 197L43 196L44 198L47 199L46 202L48 203V205L49 204L51 205V203H53ZM159 193H162V197L160 198L161 200L155 204H149L150 199ZM1 194H0V208L2 209V207L3 208L5 207L4 204H7V203H5L6 201L4 202V196H1ZM5 197H7V196H5ZM39 199H41V198L36 197L33 199V204H31L32 202L30 203V205H29L30 208L31 207L34 208L33 209L34 212H32V211L31 212L35 216L36 215H40V216L44 215L46 217V218H44V220L45 219L47 220L48 217L49 216L51 217V215H53V214L48 213L47 212L48 210L46 211V209L43 207V205H46V204L42 205V201H41L42 199L41 200H39ZM43 202H45V201H43ZM98 203H100V202H98ZM118 203H120V205ZM141 203H142V206L140 205ZM209 204L212 205L211 202H209ZM73 209H74V207H73ZM105 209L108 210V208H105ZM37 210H40V211H37ZM77 210H75V212H74L75 214H78V212H76ZM140 210L143 211L142 215L145 216L144 217L145 219H143V218L139 219L142 215L141 216L139 215L138 216L139 218L135 217V216H137V215H135V213L139 214ZM0 211H3V209ZM130 211L133 212V214ZM137 211H139V212H137ZM1 213H3V212H1ZM75 214H73L72 216H75ZM5 215H6V213H5ZM103 215H104V212H103ZM103 215H102V217H103ZM113 215H115V214H113ZM119 215H121V214H119ZM119 215H117V216H119ZM126 215H127V212H126ZM40 216L39 217L37 216V217L40 218ZM104 217H106V216H104ZM221 219H222L221 221L224 222L223 221L224 218L222 217ZM41 220H43V219H41ZM89 220L91 221L90 223H88ZM103 220H104V218H103ZM63 221L67 222L66 220H63ZM97 221L99 222L98 225H96ZM147 221H146V223H147ZM130 222H129V224H130ZM143 222H145V221H143ZM43 223H44V221H43ZM48 223L46 222V225ZM93 223L96 226H94ZM100 224H102V223H100ZM220 225H221V223H219V226ZM107 226H108V224H107ZM77 227H79V226H77ZM77 227L75 229V232L77 230ZM113 227H114V225H113ZM80 228H81V226H80ZM111 228H112V226H111ZM141 228H142V226H141ZM164 228H166V227H164ZM99 229H102V227H100ZM113 229H116V228H113ZM120 229H122V228L120 227ZM103 230H104V228L102 229V231ZM111 230L112 229H110V232L107 233L108 237L110 236L108 234L109 233L111 234ZM170 230H168V231H170ZM81 231L82 230H80V232ZM102 231H100V232H102ZM113 231H115V230H113ZM113 231H112L111 236H114L113 233L119 235V232H113ZM117 231H118V229H117ZM132 231H134V230H132ZM32 232H33V230H32ZM44 232L45 231L42 230L41 234ZM77 232H79V231H77ZM83 232H84V229H83ZM98 232L99 231H97V233ZM104 232H107V231H104ZM86 233H84V234H86ZM71 234H74V233H71ZM43 235L44 234H42V236ZM69 235H70V233H69ZM76 235H77V233H76ZM44 236L46 237V235H44ZM63 236L61 237V239L63 238ZM160 236L163 238L162 235H160ZM121 237H123V236H121ZM73 238L76 240L75 237H73ZM78 238H80V237H78ZM92 238H93L92 239V241H93L95 237L92 236ZM97 238H99V237H97ZM164 238H165V236H164ZM104 239H106V238H104ZM114 239H115V237H114ZM114 239H113V242L115 243ZM110 241H111V237H110V240L108 242H109V244L113 243L112 241L110 243ZM57 242H56L57 246H60V245L63 246L68 241L67 242L65 241L64 244H63V242H62V244H60V243L58 244ZM98 242H99V239H98ZM104 242H106V241H104ZM49 243H51V242L49 241ZM100 243L102 244V242H100ZM116 243L118 245L114 244L115 246H119V245L121 246V244H119L121 242H119V243L116 242ZM67 245H68V243H67ZM35 246H36V244H35ZM68 246H70V245H68ZM101 246H104V245H101ZM112 246L113 245L111 244L110 248ZM149 246H153L156 249H158L160 251V255H156L157 254L156 252H155L156 254H154L153 252L150 251L151 249L147 250V248ZM36 247L38 249V246H36ZM121 247H124V246H121ZM64 248H66V247H64ZM112 248L110 250H112ZM116 248L117 247H114V251ZM131 248H129V249H131ZM49 249L50 248H48V250ZM13 250H15V248ZM52 250H53V248H52ZM52 250H50V251H52ZM203 250L205 251L204 253L202 252ZM57 251L59 252V250H57ZM57 251H56V253H57ZM117 251H119V247H118ZM152 251H154V250H152ZM191 251L197 254V258L199 261L196 260L197 258L195 255L191 254ZM119 252L121 253L122 251H119ZM136 252L134 251L133 254ZM16 253L15 254L12 253V254L16 255ZM25 253H26V251H25ZM47 253H49V252H47ZM61 254H63V253H61ZM64 254H65V252H64ZM141 254H139L138 256L141 257L142 261L141 260L140 261L143 262L144 257L142 258ZM49 255H50V253H49ZM51 255H53V254L51 253ZM66 255H68V254H66ZM120 255L122 256L124 254L122 253ZM70 257L69 258L72 260L73 256L70 255ZM134 257H136V256H134ZM134 257H132V258H134ZM53 258H56V255ZM69 258H68V261L70 260ZM78 258H80L79 262H81L82 256H80ZM60 259H62V257ZM139 259L140 258H138L137 260L139 261ZM76 260H79V259H76ZM261 260H262V262H260ZM51 261H50V263H51ZM56 261H58V260H56ZM72 261H75V260H72ZM131 263H134V262L132 261ZM139 264H140V262H139Z\"/></svg>", "mask_w": 264, "mask_h": 264}]
</instances>
